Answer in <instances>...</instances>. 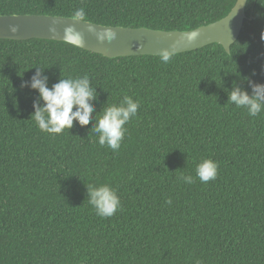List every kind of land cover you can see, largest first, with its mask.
<instances>
[{"label": "trees", "instance_id": "16d2710c", "mask_svg": "<svg viewBox=\"0 0 264 264\" xmlns=\"http://www.w3.org/2000/svg\"><path fill=\"white\" fill-rule=\"evenodd\" d=\"M235 0H0V14L73 16L106 25L189 29ZM241 32L221 45L107 58L63 41L0 39V264H264V112L228 102L234 83L264 84V0H247ZM37 67L48 86L87 74L95 116L138 99L121 148L100 146L93 123L50 135L34 120ZM43 104V101H41ZM75 110V109H74ZM100 112V113H99ZM218 162L201 183L196 165ZM192 175L194 183L178 177ZM109 184L121 208L100 217L86 185ZM171 200V204L166 201Z\"/></svg>", "mask_w": 264, "mask_h": 264}, {"label": "clouds", "instance_id": "9594fccd", "mask_svg": "<svg viewBox=\"0 0 264 264\" xmlns=\"http://www.w3.org/2000/svg\"><path fill=\"white\" fill-rule=\"evenodd\" d=\"M72 15L76 21L83 20L85 10L78 8ZM8 30L14 33L18 28L15 25H9ZM49 30L55 32V27H50ZM64 33L67 40L82 43L73 26L65 27ZM197 37L198 33L192 32L187 36V40L192 42ZM105 38L112 40L115 38V34L98 35V39L101 41ZM261 38L264 39V33L261 34ZM174 55V49L172 51L163 49L159 53V59L162 63L168 64ZM248 83L252 89L251 95L244 88L234 83L231 90L228 91V102L237 108L245 109L250 117H256L264 112V84L251 81ZM22 87H29L39 94L37 99L33 101L35 110L30 119L35 121L41 131L50 135L62 134L65 129L69 130L73 127L74 121L78 122L81 127L88 125L90 121H95L92 130L98 135L99 145L107 146L114 152H118L121 148L127 132L126 125L137 117L140 108L138 99L134 100L131 96L124 95L118 104L104 107L102 115L98 116L97 113L93 116L97 92L87 74L67 78L61 76V79L49 88L48 77L44 75L42 68L37 67L30 81H26ZM218 168L217 161L204 158L196 165V178L201 183L214 181L218 175ZM177 179L185 184L195 182L192 175L182 174ZM86 188L88 203L95 209L98 216L112 217L121 208L120 197L109 184L86 185ZM166 203L171 204V200L169 199ZM197 264L200 262L197 261Z\"/></svg>", "mask_w": 264, "mask_h": 264}, {"label": "water", "instance_id": "95a60500", "mask_svg": "<svg viewBox=\"0 0 264 264\" xmlns=\"http://www.w3.org/2000/svg\"><path fill=\"white\" fill-rule=\"evenodd\" d=\"M247 0H235L222 17L189 29H162L146 26L106 25L88 20L76 21L73 16L44 13L0 14V39L28 40L45 39L70 43L83 50L101 54L107 58L127 56H159L163 49L175 50V54L196 50L217 43L230 54L231 45L237 40L245 19ZM9 25L17 26L16 32L9 31ZM73 26L82 43L69 41L64 28ZM55 27V32L50 27ZM92 29V30H90ZM197 32L195 41L187 36ZM114 33L115 38L103 41L98 35Z\"/></svg>", "mask_w": 264, "mask_h": 264}]
</instances>
